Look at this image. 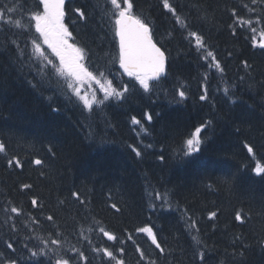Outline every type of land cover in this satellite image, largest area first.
Listing matches in <instances>:
<instances>
[{
  "label": "trees",
  "instance_id": "obj_1",
  "mask_svg": "<svg viewBox=\"0 0 264 264\" xmlns=\"http://www.w3.org/2000/svg\"><path fill=\"white\" fill-rule=\"evenodd\" d=\"M168 2L175 12L163 0H131L167 55L166 74L145 91L119 67L110 0L66 1L88 68L128 87L88 109L36 71L40 0H0V264H264V173L255 171L264 166V48L253 39L264 32V0ZM207 121L200 150L186 156V140ZM146 226L163 252L138 231Z\"/></svg>",
  "mask_w": 264,
  "mask_h": 264
},
{
  "label": "snow or ice",
  "instance_id": "obj_2",
  "mask_svg": "<svg viewBox=\"0 0 264 264\" xmlns=\"http://www.w3.org/2000/svg\"><path fill=\"white\" fill-rule=\"evenodd\" d=\"M40 3L43 5V11L34 16L35 30L43 38V43L47 45L49 49H51V52L55 54V57L59 58L60 67L57 68L56 71L60 75L67 78V88L72 90L75 97H77L79 101H82L83 107L92 109L95 104H103L104 101L97 100L94 93L91 99L87 94L81 95V88L76 86V82H81L84 76H87L89 80H95V77L91 72H88L81 63L83 59L82 50L77 48L75 44L69 43V40L72 38V33L68 31V28L63 23L64 0H40ZM110 4L112 6V14L115 17V35L119 37L120 67L127 73L129 77H134L139 82V85L143 88V90L148 91L150 89V81L156 80L161 76V74L165 72V53L153 42L151 30L148 24L139 17L132 15L133 4L131 3V0H123V5L125 6H122L121 3H118V0H110ZM163 6L169 11L175 12V9L172 8L168 0H163ZM5 10L9 13L13 11L11 8H7ZM76 12L79 13L80 17L85 16V13L80 9H76ZM176 21L177 23H182L179 16H176ZM247 23L250 24L251 21H247ZM252 31L255 32V29L253 28ZM189 36L195 38V43L198 48H204L202 37L197 35L195 32L189 33ZM260 36L262 38L260 47L264 48V32H261ZM253 39L255 40V37H253ZM33 47L35 52L38 53L47 62V64H52V60H49L44 55L40 45L35 43V41H33ZM208 57H211L215 61V56L212 52H207L205 59ZM215 66L216 68L223 71V69L220 68L219 61H215ZM96 83H99V81L97 80ZM103 91L105 93V99L109 97L120 98L128 91V87L127 85H124L122 91H117L114 88L111 90H109V88H104ZM224 91H228L227 87L224 89ZM179 96L184 98L185 92L180 91ZM69 98L71 99V97ZM206 98V95L200 96L201 100H205ZM233 103H235V101H233ZM151 119V115H147V120L150 121ZM132 123L134 125H140L141 121L136 117H132ZM208 126H211V121H207L205 124L197 127L195 129V133L192 134V138L186 140V156H189L200 150L202 143L200 134L202 130ZM146 147L150 148L152 145H146ZM132 150L135 152L136 156H141L139 149L133 148ZM247 150L249 153L253 152V148L251 146H248ZM4 151L5 144L0 142V152ZM159 159L163 160L164 157L160 156ZM8 163H15L16 166H21L20 161L15 158L9 160ZM34 163L36 165H41L42 161L40 159H36ZM255 171L258 174L264 173V166L258 163ZM24 187L28 188L29 185H24ZM73 195L77 196L78 194L73 193ZM36 203L37 201L33 199L32 204L35 206ZM112 207L115 208L116 205L113 204ZM19 211L20 210L16 207L11 208L12 213H19ZM210 216L214 217L216 216V213L212 212L210 213ZM48 219L51 220L52 217L49 216ZM235 219L237 221L242 220L241 212H236ZM100 231L103 232L109 240L116 239L115 236L109 234L108 232H104V229L101 228ZM138 231L146 233L147 236L151 238V243L155 245V247L159 249L160 252L164 251L160 242H158L152 227L146 226L138 229ZM42 243L44 244L45 248L48 247V241H42ZM51 243L53 245H59L60 241L52 240ZM7 247L12 248V244L9 243ZM137 250L139 251V249ZM121 251L123 250L121 249ZM43 252L44 248H41L40 253ZM40 253L32 252L31 255L37 256ZM104 253L108 257H113V253L107 249H104ZM78 255L81 259H86L83 252H79ZM140 255L143 257L144 253L141 252ZM8 264H16V261L10 260L8 261ZM56 264H70V260L57 259ZM117 264H124V262L118 261Z\"/></svg>",
  "mask_w": 264,
  "mask_h": 264
},
{
  "label": "rangeland",
  "instance_id": "obj_3",
  "mask_svg": "<svg viewBox=\"0 0 264 264\" xmlns=\"http://www.w3.org/2000/svg\"><path fill=\"white\" fill-rule=\"evenodd\" d=\"M63 23L65 24L64 18H63ZM66 25V24H65ZM67 27V26H66ZM260 31H258L257 34H255V43L256 45H260L261 42V36H260ZM41 50L43 51L44 55L49 59L52 60V64H47V62L42 58V59H38L39 62V69H37L36 71H40V75L42 77H44L42 79V81L47 82V84H50V87L53 89V91L55 94H63V96L65 97H71L72 99H75L76 101H78L80 104H82V101H79V99L77 97H75L74 93L72 92L71 89L67 88V83L68 80L65 76L60 75L56 69L60 67V63H59V58L55 57V54L51 52V49H49L47 47V45H45L43 43V38L40 36L39 37V41H38ZM69 43H73L72 39L69 40ZM75 46L78 48V46L75 44ZM37 57H41L38 53H37ZM81 63L84 65V67L87 69L88 72H91L93 74V76L95 77V80H89L87 76H84L81 82H76V86L81 88V95L87 94L89 96V98H92L93 93L95 94V98L97 100H111L114 97H109L107 99H105V93L103 91L104 88H109V90L111 89H116L117 91H122L118 90V88H116L114 86V84L110 81V80H105L103 79V77H105V74L103 76H101V73H94L93 71H91L88 68L87 65V61L84 57L83 54V59L81 61ZM43 70V71H41ZM133 78V77H131ZM99 81V83H96V81ZM98 104H95L94 106H97ZM93 106V107H94ZM195 133V132H194ZM192 138V137H191ZM202 141V139H201ZM202 145V143H201ZM201 148V146H200ZM162 198H164L165 203L164 206L168 207L170 204L167 195L165 194H161ZM173 207V205H172ZM196 235V234H195Z\"/></svg>",
  "mask_w": 264,
  "mask_h": 264
},
{
  "label": "water",
  "instance_id": "obj_4",
  "mask_svg": "<svg viewBox=\"0 0 264 264\" xmlns=\"http://www.w3.org/2000/svg\"><path fill=\"white\" fill-rule=\"evenodd\" d=\"M64 5V4H63ZM134 16V15H133ZM149 26V25H148ZM149 28H150V30H151V27L149 26ZM151 36H152V33H151ZM118 37V36H117ZM152 40H153V42L156 44V46L157 47H159L164 53H165V51L158 45V43L154 40V38H153V36H152ZM118 41H119V37H118ZM165 57H166V60H165V72L163 73V74H165L166 72H167V55H166V53H165ZM121 68V67H120ZM121 70L127 75V73L121 68ZM163 74H161V76L163 75ZM160 76V77H161ZM159 77V78H160ZM158 79V78H157Z\"/></svg>",
  "mask_w": 264,
  "mask_h": 264
},
{
  "label": "bare ground",
  "instance_id": "obj_5",
  "mask_svg": "<svg viewBox=\"0 0 264 264\" xmlns=\"http://www.w3.org/2000/svg\"><path fill=\"white\" fill-rule=\"evenodd\" d=\"M39 76H40V75H39ZM34 102H35V101H34ZM202 141H203V140H202ZM255 250H256V249H255ZM256 252H257V251H256ZM215 256H216V255H215ZM215 256H214V257H215Z\"/></svg>",
  "mask_w": 264,
  "mask_h": 264
}]
</instances>
